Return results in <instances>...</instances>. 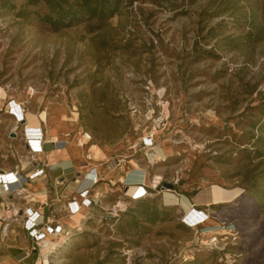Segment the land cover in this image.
<instances>
[{"label": "rangeland", "instance_id": "obj_1", "mask_svg": "<svg viewBox=\"0 0 264 264\" xmlns=\"http://www.w3.org/2000/svg\"><path fill=\"white\" fill-rule=\"evenodd\" d=\"M50 12L0 0V264H264V0Z\"/></svg>", "mask_w": 264, "mask_h": 264}, {"label": "trees", "instance_id": "obj_2", "mask_svg": "<svg viewBox=\"0 0 264 264\" xmlns=\"http://www.w3.org/2000/svg\"><path fill=\"white\" fill-rule=\"evenodd\" d=\"M50 13L42 16L53 29L69 27L83 17L106 18L113 16L120 10L121 0H44ZM165 210L156 205H146L144 214L150 222L163 219Z\"/></svg>", "mask_w": 264, "mask_h": 264}, {"label": "built area", "instance_id": "obj_3", "mask_svg": "<svg viewBox=\"0 0 264 264\" xmlns=\"http://www.w3.org/2000/svg\"><path fill=\"white\" fill-rule=\"evenodd\" d=\"M6 178H8V183H11V182H14L15 180H13L15 177H14V174H11V175H7ZM88 180V184L91 185V187H94L96 186L98 183H99V175L97 172H94L92 174L89 175V177L87 178ZM5 180V178H3V181ZM13 180V181H11ZM2 180L0 181L1 183L5 184ZM140 189H144L146 190V185L145 184H139L138 186ZM138 188V189H139ZM141 197V196H139ZM136 199V198H135ZM31 223V222H30ZM34 228V225L32 226V229Z\"/></svg>", "mask_w": 264, "mask_h": 264}, {"label": "bare ground", "instance_id": "obj_4", "mask_svg": "<svg viewBox=\"0 0 264 264\" xmlns=\"http://www.w3.org/2000/svg\"><path fill=\"white\" fill-rule=\"evenodd\" d=\"M132 192H134L135 193V191L134 190H136L134 187H132V189H130Z\"/></svg>", "mask_w": 264, "mask_h": 264}, {"label": "water", "instance_id": "obj_5", "mask_svg": "<svg viewBox=\"0 0 264 264\" xmlns=\"http://www.w3.org/2000/svg\"><path fill=\"white\" fill-rule=\"evenodd\" d=\"M166 185H170V186H172V184H170V183H167Z\"/></svg>", "mask_w": 264, "mask_h": 264}, {"label": "crops", "instance_id": "obj_6", "mask_svg": "<svg viewBox=\"0 0 264 264\" xmlns=\"http://www.w3.org/2000/svg\"><path fill=\"white\" fill-rule=\"evenodd\" d=\"M66 162V161H65ZM67 163H68V161H67ZM97 186V185H96ZM95 187V186H94Z\"/></svg>", "mask_w": 264, "mask_h": 264}]
</instances>
